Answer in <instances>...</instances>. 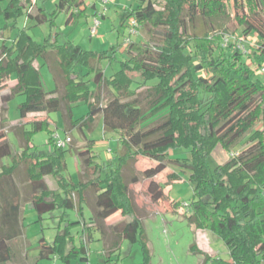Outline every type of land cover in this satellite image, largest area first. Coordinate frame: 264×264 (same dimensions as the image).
I'll return each mask as SVG.
<instances>
[{"label":"trees","instance_id":"1","mask_svg":"<svg viewBox=\"0 0 264 264\" xmlns=\"http://www.w3.org/2000/svg\"><path fill=\"white\" fill-rule=\"evenodd\" d=\"M163 1V7L158 9L153 0H139V5L130 10L126 27L134 17L140 28L149 27L150 37L146 42L133 37L126 44L121 68L111 77L105 75L102 63L116 57L115 48L111 49L113 55L89 51L70 40L59 43L58 33L52 32L39 42L26 28L9 45L2 38L4 31L0 28L3 40L0 88L12 73L17 74V83L10 91H0L4 111L12 98L24 94L26 99L18 106L22 118L30 113L59 110L71 127L82 131L83 126L92 124L101 115L105 131H117L122 145L118 168L106 170L103 179L104 167L95 161L88 143L79 157L91 177L75 184L65 174L68 149L56 145L54 134L51 141L56 150L52 153L40 151L32 144L33 135L48 128V117L28 122L29 128L16 126V134L23 141L20 151H14L9 139L0 132V264L12 260L11 242L25 234V198L16 179L22 165L31 205L39 220L57 207H62L65 213L75 209L83 216L87 188L97 193L104 191L95 201L90 222L83 224L84 234L91 238L90 228L94 227L105 244L109 243L106 247L111 250L105 252V264H121L119 257L113 261L112 255L119 252L124 241L140 242L145 256L140 264H150L149 239L132 207L129 185L122 173L123 167L139 155L156 161L155 166L143 172L150 180L147 189L151 200L167 198L174 211L179 203L168 196L166 188L178 176L173 174L168 184L157 176L165 170L167 162L189 173L194 197L186 208H180L183 216L196 229L217 234L229 251V258L224 259L197 250L204 256L203 264H264V82L246 61L241 40L224 47L217 42L221 39L218 34L213 39L208 33L198 35L187 29V24H193L198 17L229 16L226 1ZM44 2L36 0L31 8V0H10L6 9L0 8V13L4 12L7 21H17L25 15L39 25L49 21L54 28L56 12L49 18ZM84 5V0H59L57 10L72 9L81 15L87 9ZM233 10V29L241 30V39L257 35L249 58L264 68V0H233ZM72 18L75 19V12L70 13L68 22ZM39 58L46 63L51 61L59 69L64 82L62 95L58 93L57 82L52 91L44 87L41 66L36 63ZM154 78L157 82L150 86L151 108L144 110L136 88ZM91 82L95 88H90ZM78 100L88 102L89 113L83 120L73 117V104ZM151 120L157 122L149 127ZM259 120L263 121L261 128L256 126ZM4 123L5 118H1L2 129ZM157 128H160L158 132L148 135ZM243 144L246 147L242 151H233ZM218 145L225 151L238 153L211 168L209 158ZM7 158L9 163L5 161ZM50 177L56 188L51 187ZM137 180V176L132 177L133 182ZM117 213L124 219L112 227L114 238H110L105 220ZM68 222L58 230L54 242H48L45 237L39 239L38 259L61 257L71 264L75 257L88 263L87 245L76 247L72 238L67 241L71 237L69 226L74 223L71 219ZM192 247L194 253L198 246Z\"/></svg>","mask_w":264,"mask_h":264},{"label":"rangeland","instance_id":"2","mask_svg":"<svg viewBox=\"0 0 264 264\" xmlns=\"http://www.w3.org/2000/svg\"><path fill=\"white\" fill-rule=\"evenodd\" d=\"M59 0H45L44 7L50 18V14L54 15L55 27L52 28L50 22L39 25L36 21L31 20L25 15L19 16L17 21H7L4 12L0 13V28H3L4 34L2 38L6 39L7 44L16 37L17 33L26 28L29 33L39 42L50 35V33H58L59 43L65 41H72L73 43L80 45L86 50L95 51L98 53L108 52L109 55H113L111 49L116 50V57L112 60L106 59L102 63V68L107 77H111L121 68V60L124 56L122 51L126 48L125 37L128 35L126 27V21L128 20V14L131 9L139 5V0H110L106 6L104 15L100 16V25L97 33L91 32L93 26V18L85 14L79 15L77 11L67 9L65 12L57 10V3ZM88 7V12L100 13L102 8V2L99 0H84ZM97 2L96 7L92 4ZM158 9L163 7V0H153ZM229 6V16H218L214 18L198 17L193 24H187V29L190 33H196L203 35L208 33L213 39L217 38V34L221 39L218 42L220 46H227L229 42H241L243 43L246 52L245 59L248 61L251 68L256 72L257 78L264 82V68H260L257 64L251 62L249 55L253 53L252 45L257 39L256 34H251L245 39L241 35V30L234 31L232 25V18L234 16L233 0H224ZM10 0H0V8L4 10L8 7ZM38 5L34 8L37 11ZM70 12H75V19L68 22ZM14 27V28H13ZM149 27L143 26L140 28V32L135 36V40L146 42L149 40L150 34L148 32ZM228 37L229 41L225 42L224 37ZM159 38V37H157ZM0 39V44H2ZM38 63L41 66V76L44 82V87L48 91H52L56 88V82L59 95L63 94L64 82L61 79L60 71L56 66H53L52 62L44 63L43 58L38 59ZM138 80H141L140 78ZM17 82V74L14 72L11 74L9 81L6 82L4 87L0 88L9 92L10 89ZM157 79L147 81V85H140L136 88L137 96L141 106L144 110H150L151 100V85L156 83ZM90 88H95L91 82ZM137 83L133 85L135 88ZM0 92V95H1ZM26 96L24 94H17L8 102V110L2 109V102L0 97V122L1 118H5L4 129L0 127V132L4 134L5 138H8L11 142L14 151H20L23 141L16 134V126L26 125L30 127L28 122L32 120H38L48 117L50 124L48 128H45L32 137V144L35 145L40 151L52 153L56 150V147L52 140V134H58L62 139L66 136L71 138L70 143L65 147L68 149L66 152V177L69 181L78 184L79 181H87L91 175L86 171L82 163V159L79 157V152L85 150L87 144L90 143L93 152L95 154V161L104 169L102 170V178H106V170L118 168L120 157L119 151L122 148L120 135L117 131H105L101 115H97L94 122L82 127V131L78 127L73 128L70 125L62 111L56 110L49 113H30L25 118H22L19 113L18 106L25 101ZM89 106L85 100H78L73 104V117L75 120H83L88 116ZM149 127L156 124L157 120H154ZM150 122V121H149ZM263 121L259 120L257 128H261ZM160 128L149 131L148 135L158 132ZM246 147L245 144L239 145L233 151H242ZM72 148V149H71ZM182 151V150H180ZM225 151L221 146H217L213 152V155L209 158V165L213 168L215 165L221 162L228 161L231 157L230 152ZM180 153V152H178ZM185 155L184 153L182 154ZM6 162H10V158L5 159ZM156 165V161L143 155H139L135 160H130L123 167V175L129 185V195L132 196V207L134 211H137L139 217L143 218V224L149 239L151 254L149 258L150 264H203L204 256L197 250H203L209 254L216 255L218 257L228 259L229 251L222 239L211 230L196 229L188 220L183 216L182 210L189 205L194 197V191L192 184L189 181V173L183 171L172 163L167 162V166L163 172H161L157 179L164 184H168L171 176L176 174L178 178L174 179V182L167 186L166 191L169 197L178 202L177 213H166L171 205L167 198L159 203L153 202L148 193L149 179L145 177L143 172L145 169ZM105 170V171H104ZM137 176V182L132 181V177ZM25 166L22 165L16 173L17 182L20 184L22 194L25 198L23 209V224L25 237H22L21 241H15L13 243V257L12 262L8 264H67L61 257H50L44 259H38L39 247L38 241L41 237H45L50 243L54 242L59 229L65 228L68 220L71 219L73 224L69 226L70 236L67 241L72 238L73 244L76 247L85 243L88 247L89 260L88 264H103L104 255L102 253V242L100 241V233L94 227H91V238L84 234L83 223L79 220V214L75 209L68 210V213L64 212L62 207H57L50 213L43 215V219L39 220V216L36 211L28 204H31L29 189L26 184ZM51 187L56 188L57 185L51 177L49 178ZM62 192V191H61ZM105 192H99L93 188H87L85 195L87 204L84 205L82 214L85 221L88 223L90 220L91 209L95 208V201L99 195H103ZM76 198V197H75ZM77 200V198H76ZM91 208V209H90ZM181 208V209H180ZM70 215V216H69ZM157 215V219L155 217ZM145 217H152L146 219ZM163 218L165 222H163ZM146 224V225H145ZM89 229V228H88ZM87 229V230H88ZM87 230L85 233H87ZM113 235H110V238ZM114 238V237H112ZM20 242L23 244L22 247ZM20 244V245H19ZM194 244H197L198 248H194L195 252L191 251ZM106 246V245H105ZM27 248V255L24 256L25 249ZM107 252V251H106ZM120 252V259L123 264H140L144 262V253L140 242L134 244L128 241L123 242ZM105 256L107 255L104 253ZM71 264H85L79 258H72ZM210 264V263H208Z\"/></svg>","mask_w":264,"mask_h":264},{"label":"crops","instance_id":"3","mask_svg":"<svg viewBox=\"0 0 264 264\" xmlns=\"http://www.w3.org/2000/svg\"><path fill=\"white\" fill-rule=\"evenodd\" d=\"M99 1V0H98ZM93 6H95L96 7V5H97V2L95 1L93 4H92ZM83 7H86L87 9H86V11H85V15H87V16H91V17H94L95 16V12H93V13H91V12H88V7H87V5L85 4ZM65 12V11H64ZM71 13V12H70ZM72 20H74V18H72L71 19V21ZM70 21V22H71ZM57 33V32H56ZM36 63L37 64H39L38 63V60L36 61ZM44 63H46L45 61H44ZM47 64V63H46ZM17 83V82H16ZM130 197L132 198V196L130 195ZM162 200H164V199H162ZM162 200H160V201H162ZM160 201H158L157 203H159ZM87 204V203H86ZM30 207H31V204H28ZM25 207V206H24ZM24 207H23V209H24ZM91 209V208H90ZM93 211H94V209L92 210L91 209V215H90V220H91V217H92V215H93ZM172 212H176V211H174V209H172L171 208V205H170V207L168 208V209H166V213L168 214V213H172ZM135 213L137 214V216L139 217V215H138V213H137V211H135ZM177 213V212H176ZM155 217H156V219H157V215H155ZM78 218H79V220H81L82 221V223L84 224V222H86L85 221V219L83 218V216H78ZM141 220H142V222L144 221V219L143 218H141V217H139ZM146 219H150V218H152V217H145ZM123 219H124V217L121 215V214H114V215H112V216H110V217H108L106 220H105V225H106V232H107V236H109V235H112V227H114L115 225H117V224H119L120 222H122L123 221ZM90 220H89V222H90ZM163 222H165V223H167L166 221H165V219L163 218ZM146 225V224H145ZM194 227V226H193ZM95 229V228H94ZM99 233H100V231H98ZM26 240H27V238L25 237V234H24V236H23ZM100 237H101V234H100ZM21 239L22 238H19V239H16V240H13L12 242H11V246H12V248H13V243L15 242V241H21ZM100 239V241L102 242V253H101V255H104V260L106 259V256H105V252H106V250H111V249H107L108 247H109V243H108V245L107 244H105V242H104V240H102L101 238H99ZM125 242V241H124ZM20 244H21V246L20 247H22L23 246V244L20 242ZM19 244V245H20ZM123 244V243H122ZM105 245H107L108 247H106ZM25 252L26 253H24V256L25 255H27L28 253H27V248L25 249ZM120 252H115L113 255H112V258H113V261L114 260H116L118 257H119V263H121V264H123L122 262H121V259H120ZM104 260H103V264H105V262H104ZM12 262V260L10 261V262H8V263H11ZM7 263V264H8ZM86 264V263H85Z\"/></svg>","mask_w":264,"mask_h":264},{"label":"built area","instance_id":"4","mask_svg":"<svg viewBox=\"0 0 264 264\" xmlns=\"http://www.w3.org/2000/svg\"><path fill=\"white\" fill-rule=\"evenodd\" d=\"M102 2V8L100 13H96L94 18H93V26L91 27V32L93 34L97 33L98 27L100 25V16L104 15V12L106 10V6L105 4H107L110 0H100ZM36 4V0H31V8L34 7V5ZM127 30H128V35L125 37V44H128L133 37L137 36L140 32V27H139V23L136 20V18L132 17L129 21H128V26H127ZM224 41L228 42L229 38L226 36L224 37ZM55 143L58 147H66L70 141L71 138L69 136H66L65 139H62L58 134H54L53 135ZM238 152H231V155H236ZM88 264V263H86Z\"/></svg>","mask_w":264,"mask_h":264}]
</instances>
